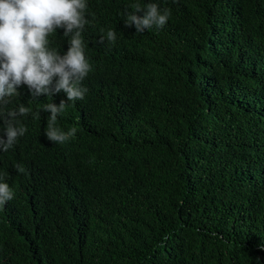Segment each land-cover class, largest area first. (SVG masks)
<instances>
[{
    "label": "trees",
    "instance_id": "16d2710c",
    "mask_svg": "<svg viewBox=\"0 0 264 264\" xmlns=\"http://www.w3.org/2000/svg\"><path fill=\"white\" fill-rule=\"evenodd\" d=\"M86 3L88 92L57 118L75 136H45L63 93L0 105V134L31 109L0 151V264H264V0ZM148 3L167 23L125 27ZM48 39L63 54L70 37Z\"/></svg>",
    "mask_w": 264,
    "mask_h": 264
},
{
    "label": "clouds",
    "instance_id": "9594fccd",
    "mask_svg": "<svg viewBox=\"0 0 264 264\" xmlns=\"http://www.w3.org/2000/svg\"><path fill=\"white\" fill-rule=\"evenodd\" d=\"M131 8L134 10H126L124 25L134 26L137 33L162 28L170 16V9H161L156 3H148L143 8L133 4ZM86 10V0H0V105L10 103L25 86L32 100L63 93L58 104L52 102L43 106V110L50 113L45 136L53 143L63 144L75 136L77 128L64 131L57 126V118L69 102L83 100L88 92L82 83L92 70L82 38L88 23ZM57 29H63V35L70 37L63 54L49 47L48 37ZM105 39L114 43L115 30L109 29L106 36L100 37V43ZM30 112V108L21 104L7 113L0 134V151L7 152L26 133V126L17 117ZM15 167L18 173L24 171L20 164ZM13 197V190L0 175V206Z\"/></svg>",
    "mask_w": 264,
    "mask_h": 264
}]
</instances>
